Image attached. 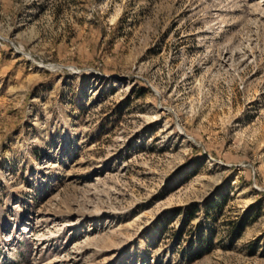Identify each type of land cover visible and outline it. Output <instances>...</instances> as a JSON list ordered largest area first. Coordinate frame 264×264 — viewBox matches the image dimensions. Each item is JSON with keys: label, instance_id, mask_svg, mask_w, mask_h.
I'll return each instance as SVG.
<instances>
[{"label": "rangeland", "instance_id": "rangeland-1", "mask_svg": "<svg viewBox=\"0 0 264 264\" xmlns=\"http://www.w3.org/2000/svg\"><path fill=\"white\" fill-rule=\"evenodd\" d=\"M0 264H264V0H0Z\"/></svg>", "mask_w": 264, "mask_h": 264}]
</instances>
